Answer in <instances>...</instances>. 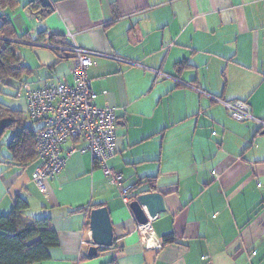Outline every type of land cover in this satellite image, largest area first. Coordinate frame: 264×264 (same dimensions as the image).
<instances>
[{
  "label": "crops",
  "instance_id": "1",
  "mask_svg": "<svg viewBox=\"0 0 264 264\" xmlns=\"http://www.w3.org/2000/svg\"><path fill=\"white\" fill-rule=\"evenodd\" d=\"M50 2L0 0V24L9 22L30 70L20 80H0L3 103L24 117L21 83H72L73 59L40 44L47 36L51 44L95 52L87 73L95 104L114 108L116 152L108 166L123 178L111 184L89 154L74 152L44 196L31 180L38 160L17 166L7 159V130L0 216L21 197L30 215L50 217L58 238L49 259L33 264H264V0ZM155 70L182 83L156 78ZM234 100L249 105L247 119L230 116L224 102ZM146 178L166 207L151 218L152 247L120 194L136 184L134 192L147 191ZM101 206L114 244L89 257L86 209Z\"/></svg>",
  "mask_w": 264,
  "mask_h": 264
},
{
  "label": "built area",
  "instance_id": "2",
  "mask_svg": "<svg viewBox=\"0 0 264 264\" xmlns=\"http://www.w3.org/2000/svg\"><path fill=\"white\" fill-rule=\"evenodd\" d=\"M48 36L40 44L50 49H70L73 54V67L70 70L72 83L64 80L57 83L33 87L21 83L25 94L24 115L28 122L39 124L35 132V166L31 180L38 190L47 196V183L56 177L65 166L67 158L74 152L89 154L94 164L99 167L105 178L113 185L120 186L122 173L111 169L108 161L116 152L114 108L98 107L94 101L96 93L92 89L91 79L87 74L93 64L95 52L76 46H57L49 43ZM156 77L172 78L160 70H155ZM230 116L236 121L247 119L251 113L249 105L241 100L224 102ZM213 136L218 137L215 132ZM66 149L63 145L67 144ZM218 177L219 174L214 172ZM122 201L128 204L135 195L130 186L120 188ZM136 227V232L144 238V245L152 247L151 218Z\"/></svg>",
  "mask_w": 264,
  "mask_h": 264
},
{
  "label": "trees",
  "instance_id": "3",
  "mask_svg": "<svg viewBox=\"0 0 264 264\" xmlns=\"http://www.w3.org/2000/svg\"><path fill=\"white\" fill-rule=\"evenodd\" d=\"M1 2H4V5L13 6L16 0H1ZM46 14L47 11L42 12L41 16L44 17ZM11 37L12 30L9 22L4 20L0 24V80L8 78L20 80L23 75H27L30 72L28 66L17 55V42L11 41ZM52 40L54 41V39ZM53 50L61 59L66 57L73 59L72 52L70 51L71 55L68 56L67 49ZM171 79L177 83H182L176 77H172ZM213 98L217 99L214 96ZM1 119H9L12 121L0 135L1 140L7 130L12 132L10 139L5 142V152L8 154L7 159L10 162H14L17 166H24L36 159L34 147L35 132L39 126L36 128H33V126L37 123L29 122L27 124L20 111L10 109L2 101H0ZM0 145L3 146L4 143L0 142ZM146 182L149 184L147 191H154V179L146 178ZM139 185L132 186V190L136 191ZM27 211L28 203L23 198L17 196L13 201L11 211L7 215L0 216V264L40 263L48 260L50 257L49 250L58 245V238L51 226L50 217H34ZM86 212L90 213L87 209ZM172 240L173 235L170 234L169 237L164 239V242H170Z\"/></svg>",
  "mask_w": 264,
  "mask_h": 264
},
{
  "label": "water",
  "instance_id": "4",
  "mask_svg": "<svg viewBox=\"0 0 264 264\" xmlns=\"http://www.w3.org/2000/svg\"><path fill=\"white\" fill-rule=\"evenodd\" d=\"M39 2L42 7L51 8L50 0H39ZM11 123L12 121L9 119L0 120V135ZM128 207L138 225H143L148 222L143 209L146 210L151 218L166 209L163 194L156 191H144L138 193L136 198L129 203ZM89 230L91 232L92 240V244L87 252L89 257L95 256L99 247L109 248L113 246V229L109 212L106 207L101 206L90 210Z\"/></svg>",
  "mask_w": 264,
  "mask_h": 264
},
{
  "label": "rangeland",
  "instance_id": "5",
  "mask_svg": "<svg viewBox=\"0 0 264 264\" xmlns=\"http://www.w3.org/2000/svg\"><path fill=\"white\" fill-rule=\"evenodd\" d=\"M17 53L19 54V50L17 51ZM49 84H51V83H49ZM4 91L6 92L7 90L4 89ZM7 99H8L7 96H5L4 94H0V101L5 102V101H7ZM9 135H10V133H7L6 137H9ZM35 217H38V216H35Z\"/></svg>",
  "mask_w": 264,
  "mask_h": 264
},
{
  "label": "clouds",
  "instance_id": "6",
  "mask_svg": "<svg viewBox=\"0 0 264 264\" xmlns=\"http://www.w3.org/2000/svg\"><path fill=\"white\" fill-rule=\"evenodd\" d=\"M24 117H25V116H24ZM25 120H26V118H25ZM26 122L29 123L27 120H26ZM132 186H134V185H131V186H130V191L135 195V197H134V199H135L138 193H137V192H134V190H132ZM134 199H132V200H134ZM132 200H131V201H132ZM131 201H130V202H131ZM130 202H129V203H130ZM129 203H128V205H129ZM143 211H144V214H145V215L148 214V213L146 212L145 209H143ZM148 216H149V215H148ZM146 217H147V215H146ZM150 218H151V217H150ZM147 219H148V218H147Z\"/></svg>",
  "mask_w": 264,
  "mask_h": 264
}]
</instances>
